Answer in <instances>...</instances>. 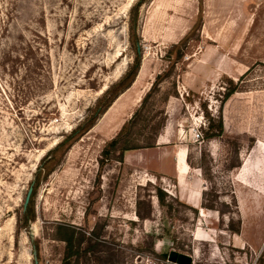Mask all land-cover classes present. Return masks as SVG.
Instances as JSON below:
<instances>
[{
  "label": "rangeland",
  "instance_id": "obj_1",
  "mask_svg": "<svg viewBox=\"0 0 264 264\" xmlns=\"http://www.w3.org/2000/svg\"><path fill=\"white\" fill-rule=\"evenodd\" d=\"M135 1L0 0V264H184L172 250L190 264H264V0L143 3L135 81L40 177L23 221L41 159L131 61ZM193 27L183 56L167 57ZM125 122L134 143L170 132L139 158L189 162L180 194L119 150L101 156ZM194 176L211 208L186 203ZM66 238L79 249L68 259Z\"/></svg>",
  "mask_w": 264,
  "mask_h": 264
},
{
  "label": "trees",
  "instance_id": "obj_2",
  "mask_svg": "<svg viewBox=\"0 0 264 264\" xmlns=\"http://www.w3.org/2000/svg\"><path fill=\"white\" fill-rule=\"evenodd\" d=\"M147 0H136L131 4V6L128 9V17H127V39L128 44L131 49L132 55H131V61L127 63L125 71L120 75V77L110 84L102 93L101 95L96 99L93 106L89 108L88 113L80 120V122L70 129L69 132L65 133L63 135V138L56 143V145L49 150V153L52 154V158L44 161V158L41 159L42 164L38 172L36 173V181L33 183V190L31 196L34 194V191L39 183L40 177L43 175L48 174L52 170V163L57 162L60 157L63 155V153L73 144L75 143L81 136H83L85 133H87L96 123L98 118L108 109L109 106H111L112 102L126 89H128L132 83L135 81L136 76L138 75L141 59H142V51H141V44H140V36L138 33L139 30V9L140 6L145 3ZM201 1V0H200ZM200 17V15H199ZM195 30V27L191 31H189L181 40H179L176 43H173L170 45L166 52L167 57H171L172 55H175L176 58H181L184 54V48L186 47V43L188 42V39L190 36H192L193 32ZM159 74L157 77L158 79L161 78ZM158 82L155 81V83ZM153 83L145 95V97L142 99L141 107L144 106L148 94L150 90L155 85ZM235 90L231 89L226 94L225 97L230 96ZM136 113L133 114L135 116ZM130 123L125 122L120 130L117 132V134L110 139L104 149L101 152V156L106 155L108 151H112L114 149L120 151L121 159L123 156V153L128 150H134V149H141V148H149L154 147L156 145L155 139L153 141H145L143 143H134L133 140H131L129 137L130 133H127V128ZM145 126V125H144ZM143 126V128H144ZM142 128V129H143ZM222 131V125L219 123L218 126V132ZM213 134H206V138L211 137ZM188 162V160H187ZM100 166L103 165V160L100 158L99 160ZM189 165V162H188ZM31 204V197L26 207H23L22 205V217L24 223L29 220L30 215L32 213V209L30 207ZM202 207H209L207 204H205L204 199V193H202ZM68 243L67 245V254L65 258H70L72 255H76L79 253L78 244H72L71 238L64 239ZM166 252H162V256L165 255ZM65 264H69V262H65Z\"/></svg>",
  "mask_w": 264,
  "mask_h": 264
},
{
  "label": "crops",
  "instance_id": "obj_3",
  "mask_svg": "<svg viewBox=\"0 0 264 264\" xmlns=\"http://www.w3.org/2000/svg\"><path fill=\"white\" fill-rule=\"evenodd\" d=\"M167 111V110H166ZM168 113V111H167ZM165 135V141L160 142V135H158L156 137V141L155 143L157 144V148L153 147V148H141V149H134L131 151H126L123 154V163L126 165H133L134 168L138 169H145V172H148V174L151 175H158V176H162L163 178L166 179H174L177 187V193L180 194V186H179V174L183 171L185 173V169L189 166H187L186 164H180L178 165L177 163H175V154L174 156H163L162 158H139V155L142 154L144 155L146 154H151V151H156L155 149H158V145L161 144H167L173 137L171 136L170 132H168ZM160 136V137H159ZM165 162L166 166V170H162L161 169V164L160 163ZM190 166L188 168L187 171H189ZM188 173V172H187ZM187 175V174H185ZM184 175V176H185ZM202 178H199L197 176H194L192 179V182L190 184V186H186L187 187V197H186V203H188L189 205H193L194 202H199V205H201L202 203V193L203 191L200 189V194L198 195V190L199 188H203V182H202ZM194 206V205H193Z\"/></svg>",
  "mask_w": 264,
  "mask_h": 264
},
{
  "label": "water",
  "instance_id": "obj_4",
  "mask_svg": "<svg viewBox=\"0 0 264 264\" xmlns=\"http://www.w3.org/2000/svg\"><path fill=\"white\" fill-rule=\"evenodd\" d=\"M107 87H108V85L106 86V88ZM106 88H104V90ZM32 190H33V182L30 183V185H29V187H28V189L26 191V194H25V197H24V200H23V207L27 206V204H28V202L30 200L31 194H32ZM33 255L34 256L36 255V251L35 250L33 251ZM168 258L170 260H176V261L182 262L184 264H190V262H191V257L190 256H188L186 254H183V253H178V252H176L174 250L170 251V253L168 254ZM34 263L37 264L36 258L34 259Z\"/></svg>",
  "mask_w": 264,
  "mask_h": 264
},
{
  "label": "built area",
  "instance_id": "obj_5",
  "mask_svg": "<svg viewBox=\"0 0 264 264\" xmlns=\"http://www.w3.org/2000/svg\"><path fill=\"white\" fill-rule=\"evenodd\" d=\"M196 134H197V132H195ZM197 136H198V134H197Z\"/></svg>",
  "mask_w": 264,
  "mask_h": 264
},
{
  "label": "bare ground",
  "instance_id": "obj_6",
  "mask_svg": "<svg viewBox=\"0 0 264 264\" xmlns=\"http://www.w3.org/2000/svg\"><path fill=\"white\" fill-rule=\"evenodd\" d=\"M106 88V87H105ZM104 90V89H103Z\"/></svg>",
  "mask_w": 264,
  "mask_h": 264
}]
</instances>
